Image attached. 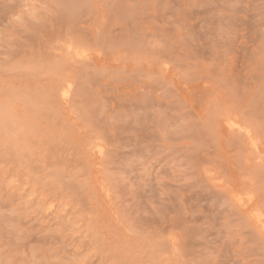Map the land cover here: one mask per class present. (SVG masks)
Instances as JSON below:
<instances>
[{"label": "rangeland", "instance_id": "rangeland-1", "mask_svg": "<svg viewBox=\"0 0 264 264\" xmlns=\"http://www.w3.org/2000/svg\"><path fill=\"white\" fill-rule=\"evenodd\" d=\"M123 2L0 0V264H264V0Z\"/></svg>", "mask_w": 264, "mask_h": 264}, {"label": "bare ground", "instance_id": "bare-ground-1", "mask_svg": "<svg viewBox=\"0 0 264 264\" xmlns=\"http://www.w3.org/2000/svg\"><path fill=\"white\" fill-rule=\"evenodd\" d=\"M78 1H79V0H78ZM125 1L127 2L128 0H124V2H125ZM76 2H77V1H76ZM110 2H111V1H110ZM120 2H122V1H120ZM124 2H123V3H124ZM173 2H174V1H173ZM130 3H131V2H130ZM115 4H117V3H115ZM128 4H129V3H128ZM122 5H123V4H122ZM122 5H120V6H122ZM117 6H119V5H117ZM120 6H119V7H120ZM124 6H125V4H124ZM126 7H127V6H126ZM121 9H122V8H121ZM126 10H127V9H126ZM122 34H123V33H122ZM133 35H134V34H133ZM132 37H133V36H132ZM135 39H136V38H135ZM133 41H134V40H133ZM101 49H102V48H101ZM106 52H107V51H106ZM100 54H101V53H100ZM88 59H89V58H88ZM90 64H91V63H90ZM159 78H160V77H159ZM159 78H158V79H159ZM221 117H222V116H221ZM238 119H239V117H238ZM238 119H237V120H238ZM239 123H240V122H239ZM230 126H231V125H230ZM244 130H245V129H244ZM233 133H234V132H233ZM248 133H249V131H248ZM240 135H241V134H240ZM248 147H250V146H248ZM250 149H251V147H250ZM252 150H253V149H252ZM239 181H240V180H239ZM227 182H229V181H227ZM240 182H241V181H240ZM241 183H242V182H241ZM243 183H245V182H243ZM222 184H223V183H222ZM243 186H244V185H243ZM243 186H242L241 189H243ZM240 187H241V184H240ZM244 187H245V186H244ZM239 192H240V191H239ZM248 192H249V191H248ZM251 196H252V195H251ZM256 200H257V199H256ZM244 204H245V203H244ZM259 206H261V205H259ZM262 208H263V207H262ZM259 209H260V208H259ZM260 211H261V210H260ZM263 212H264V210H263ZM262 214H263V213H262ZM258 222H259V221H258ZM255 223H256V222H255ZM260 223H261V222H260ZM258 224H259V223H258ZM261 225H262V224H261ZM261 225H260V226H261Z\"/></svg>", "mask_w": 264, "mask_h": 264}]
</instances>
